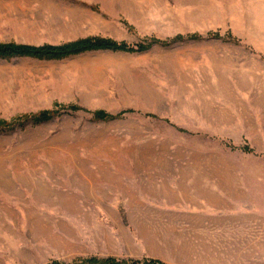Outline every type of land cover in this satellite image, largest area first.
Returning a JSON list of instances; mask_svg holds the SVG:
<instances>
[{"label":"rangeland","instance_id":"1","mask_svg":"<svg viewBox=\"0 0 264 264\" xmlns=\"http://www.w3.org/2000/svg\"><path fill=\"white\" fill-rule=\"evenodd\" d=\"M176 36L0 58V264H264V0H0V43Z\"/></svg>","mask_w":264,"mask_h":264},{"label":"trees","instance_id":"2","mask_svg":"<svg viewBox=\"0 0 264 264\" xmlns=\"http://www.w3.org/2000/svg\"><path fill=\"white\" fill-rule=\"evenodd\" d=\"M196 37V36H195ZM183 39L181 36H176L170 41H160L157 39H149L144 43H136L134 46L129 45L125 42H116L108 38L101 37H85L82 39H77L75 41H70L64 44L53 45L44 44L40 46L32 45H21L14 43H0V58H14V57H30L37 59H62L70 56H75L92 51H143L153 44L167 45L173 41H179ZM72 109H74L72 107ZM55 112L43 111L39 113L35 120L45 121L49 119ZM123 114V113H122ZM94 117L97 119H107L113 118V115H109L101 110L94 112ZM3 126H11V123H6ZM48 264H62L58 261H53ZM69 264H166L164 262L155 259H144V260H119L113 257L106 258H96L88 257L76 262H71Z\"/></svg>","mask_w":264,"mask_h":264},{"label":"bare ground","instance_id":"3","mask_svg":"<svg viewBox=\"0 0 264 264\" xmlns=\"http://www.w3.org/2000/svg\"><path fill=\"white\" fill-rule=\"evenodd\" d=\"M41 191H43V189H41Z\"/></svg>","mask_w":264,"mask_h":264}]
</instances>
